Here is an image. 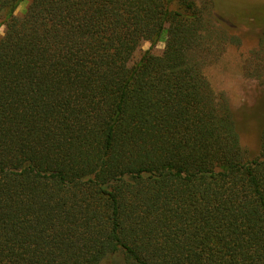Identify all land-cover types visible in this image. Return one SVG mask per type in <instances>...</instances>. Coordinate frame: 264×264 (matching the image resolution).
Here are the masks:
<instances>
[{
    "label": "trees",
    "instance_id": "obj_1",
    "mask_svg": "<svg viewBox=\"0 0 264 264\" xmlns=\"http://www.w3.org/2000/svg\"><path fill=\"white\" fill-rule=\"evenodd\" d=\"M219 5L0 0V264H264V115L251 156L206 74L264 15Z\"/></svg>",
    "mask_w": 264,
    "mask_h": 264
},
{
    "label": "rangeland",
    "instance_id": "obj_2",
    "mask_svg": "<svg viewBox=\"0 0 264 264\" xmlns=\"http://www.w3.org/2000/svg\"><path fill=\"white\" fill-rule=\"evenodd\" d=\"M243 4L248 11L264 15V0H220L218 11L223 14L231 3ZM29 2L22 3L16 13L22 15ZM228 24V23H226ZM264 25L247 23L222 29L229 36H235V43L223 41L220 57L206 67L215 91L224 95L235 112L242 136V145L245 151L255 156L260 146V132L263 123L264 99ZM4 26L0 27L3 34ZM164 40L154 49L156 53L164 49ZM150 47L148 42L143 43L136 53L135 60Z\"/></svg>",
    "mask_w": 264,
    "mask_h": 264
}]
</instances>
